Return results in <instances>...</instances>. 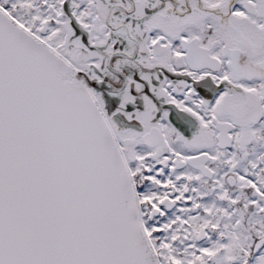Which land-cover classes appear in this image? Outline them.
Segmentation results:
<instances>
[{"label":"snow or ice","instance_id":"6c2138e0","mask_svg":"<svg viewBox=\"0 0 264 264\" xmlns=\"http://www.w3.org/2000/svg\"><path fill=\"white\" fill-rule=\"evenodd\" d=\"M0 264H264V0H0Z\"/></svg>","mask_w":264,"mask_h":264}]
</instances>
